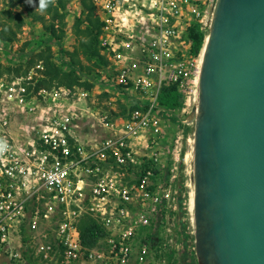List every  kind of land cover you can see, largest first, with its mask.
<instances>
[{
  "label": "built area",
  "instance_id": "obj_1",
  "mask_svg": "<svg viewBox=\"0 0 264 264\" xmlns=\"http://www.w3.org/2000/svg\"><path fill=\"white\" fill-rule=\"evenodd\" d=\"M215 2L93 0L108 64L91 89L39 85L43 61L0 76V264H168L184 134L164 145L174 111L160 97L198 101L189 30ZM85 216L107 231L91 248Z\"/></svg>",
  "mask_w": 264,
  "mask_h": 264
},
{
  "label": "water",
  "instance_id": "obj_2",
  "mask_svg": "<svg viewBox=\"0 0 264 264\" xmlns=\"http://www.w3.org/2000/svg\"><path fill=\"white\" fill-rule=\"evenodd\" d=\"M193 158L198 264H264V0H216Z\"/></svg>",
  "mask_w": 264,
  "mask_h": 264
},
{
  "label": "trees",
  "instance_id": "obj_3",
  "mask_svg": "<svg viewBox=\"0 0 264 264\" xmlns=\"http://www.w3.org/2000/svg\"><path fill=\"white\" fill-rule=\"evenodd\" d=\"M25 0H0V2H7L9 9L6 8L3 12L8 13V17H0V40H14L17 31L13 30L11 21L18 19V28L24 21L19 13H14L10 8H14L16 5L23 3ZM68 0H55L54 5L50 4L48 11L51 13V21L46 24L44 37L39 39V43L36 49L43 47L41 51H38L36 57L27 62L28 68L37 63L43 61L45 70V77L39 82V85L52 86V85H66V86H83L87 89H91L94 86V82L88 80V76L95 74L100 76L99 70L105 69L108 60L101 54L99 45V35L101 33L102 23L100 19L95 15V5L93 0H79L81 5V13L77 17L75 22V29L78 39V45L75 46L73 51L64 50V34L66 25L67 10L60 9L65 8ZM0 10V15H1ZM35 19H40L42 16L35 15ZM59 19V26L56 27V20ZM42 34V35H43ZM208 33L201 29L199 23L194 24L189 30V39L191 41L190 52L193 55L198 56L206 42ZM57 44L61 48V60L62 66L55 61V56L51 44ZM25 57L31 55L24 54ZM36 59V60H35ZM86 61V63L84 62ZM64 65L67 68H64ZM21 68L13 69L8 68V72L14 71V73H21ZM26 69V71L28 70ZM2 71H0V76ZM85 78V79H83ZM183 97L177 90L176 86L164 87L161 92L160 104L170 111H176L182 105ZM125 111V108L123 109ZM81 240L85 247L91 248L96 246L100 239L106 236V229L93 217L85 216L80 222ZM24 238L26 239V232L24 231Z\"/></svg>",
  "mask_w": 264,
  "mask_h": 264
},
{
  "label": "rangeland",
  "instance_id": "obj_4",
  "mask_svg": "<svg viewBox=\"0 0 264 264\" xmlns=\"http://www.w3.org/2000/svg\"><path fill=\"white\" fill-rule=\"evenodd\" d=\"M38 4L39 0H36L35 6L29 5L24 1L23 3L16 5L14 8H10L14 11V13H19L24 21L21 23L19 28L17 26L19 23L18 19H14L11 21V26L13 27V30L17 31L14 40H0V71H2L1 76L16 74L12 70L18 67H22L21 73H25L26 69L28 68L27 62L31 59H34V57H36L37 52L41 51L44 47L43 46L39 49H36L39 43V39L44 37L43 32L46 29V24H49L52 18L51 13L48 11L49 6L45 11L41 12L38 10ZM6 8L9 9V5L7 4V2H0V10L2 13L0 17H8V13L3 12L4 10H6ZM64 9L68 11V14L65 18L66 25L64 26V50L73 51L75 49V46L78 45L75 22L77 17L81 13V5L79 3V0H68L66 2L65 8L60 9V11ZM34 14L42 16V18L35 19ZM56 23V27H58L60 24L59 19L56 20ZM205 31L209 33L208 26H206ZM51 46L55 56V61L62 66L63 59L61 60L60 57L61 48L59 47V45L54 43H52ZM27 53L31 56L25 57L24 54ZM84 62L86 63V61ZM33 65L34 64H32L31 66ZM9 67L12 68L11 72H8ZM64 68L67 67L64 65ZM99 71H103L104 75L107 74L106 69H101ZM96 76L97 75L92 74L87 78L93 79ZM196 112V100L191 97V99H185L184 101L183 98L182 105L180 106V108L174 111L171 120L172 122H170L171 125H168L167 131L169 139H165L164 143V145H169L175 132L177 130H183V152L180 163L181 167H179V180L177 181V186L181 190L180 213L174 220L173 224L175 237L173 248L169 247L168 251L166 252L168 264H187V250H189L190 253L192 252V256L190 257L194 259V264H198L195 257L194 234L192 227L193 222L191 221V217L193 216V214L191 215V212H193V206L191 208V193L193 192L194 188V166L192 157H190L194 141V117L196 115ZM184 122H189V125L188 123ZM171 161V155L167 153L163 158L165 166H168ZM181 242L184 243L182 244ZM182 248H184L186 252L182 251ZM160 264L164 263L162 262Z\"/></svg>",
  "mask_w": 264,
  "mask_h": 264
},
{
  "label": "clouds",
  "instance_id": "obj_5",
  "mask_svg": "<svg viewBox=\"0 0 264 264\" xmlns=\"http://www.w3.org/2000/svg\"><path fill=\"white\" fill-rule=\"evenodd\" d=\"M25 2L27 4L33 5V6H35V4H36V0H25ZM54 3H55V0H39L38 10L43 12V11H45L47 9V7L50 4L54 5ZM0 151H3V144L2 143H0Z\"/></svg>",
  "mask_w": 264,
  "mask_h": 264
},
{
  "label": "bare ground",
  "instance_id": "obj_6",
  "mask_svg": "<svg viewBox=\"0 0 264 264\" xmlns=\"http://www.w3.org/2000/svg\"><path fill=\"white\" fill-rule=\"evenodd\" d=\"M208 37H209V33L207 35L206 42H207ZM206 42H205V46H204L202 52L199 55L200 65L202 64V61H203V56H204V52H205V48H206ZM196 82H199V78L198 77L196 79ZM197 98H198V96H197ZM191 142H192V140H191ZM194 150H195V140L193 141L192 151H191V156H190V157H192V161H193V158H194ZM191 195H192V199H191V208H192V206H193V203H192V200H193V192L191 193Z\"/></svg>",
  "mask_w": 264,
  "mask_h": 264
},
{
  "label": "crops",
  "instance_id": "obj_7",
  "mask_svg": "<svg viewBox=\"0 0 264 264\" xmlns=\"http://www.w3.org/2000/svg\"><path fill=\"white\" fill-rule=\"evenodd\" d=\"M182 243V242H181ZM184 243V242H183ZM182 243V244H183ZM182 251H185V249L184 248H182ZM186 252V251H185ZM190 256H192V252L190 253V251L189 250H187V264H194L195 262H194V259H192V257H190Z\"/></svg>",
  "mask_w": 264,
  "mask_h": 264
}]
</instances>
